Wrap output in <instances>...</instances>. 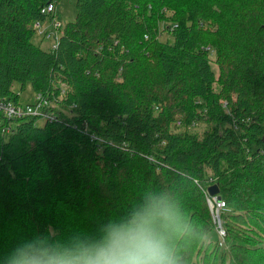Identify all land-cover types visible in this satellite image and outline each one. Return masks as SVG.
Instances as JSON below:
<instances>
[{"label": "trees", "instance_id": "obj_1", "mask_svg": "<svg viewBox=\"0 0 264 264\" xmlns=\"http://www.w3.org/2000/svg\"><path fill=\"white\" fill-rule=\"evenodd\" d=\"M61 1L0 0V101L31 84L45 115L0 110V264L99 239L152 196L190 228L178 264H264V0H76L46 50Z\"/></svg>", "mask_w": 264, "mask_h": 264}, {"label": "clouds", "instance_id": "obj_2", "mask_svg": "<svg viewBox=\"0 0 264 264\" xmlns=\"http://www.w3.org/2000/svg\"><path fill=\"white\" fill-rule=\"evenodd\" d=\"M189 231L190 228L183 221L179 208L170 198L152 196L127 220L109 223L99 239L74 238L68 244L45 241L42 246L29 244L16 249L5 258V262L6 264H178L172 239L174 236L187 235Z\"/></svg>", "mask_w": 264, "mask_h": 264}, {"label": "rangeland", "instance_id": "obj_3", "mask_svg": "<svg viewBox=\"0 0 264 264\" xmlns=\"http://www.w3.org/2000/svg\"><path fill=\"white\" fill-rule=\"evenodd\" d=\"M52 14L53 15L49 17V21L42 25L43 30L51 32V31H53V29L55 28L57 23H60V26H59V28H60L62 25L64 26L68 22L75 21L76 15H77L76 0H62L60 2V4L58 5V11L56 12V10H55V12H53ZM36 39L38 42L40 41V35L39 34L37 35ZM53 43H54L53 40H48V41L43 43L42 47L44 49L48 50L53 46ZM215 67H217V66H215ZM16 90H19V87L16 88ZM35 96L36 95H35V92L33 90L32 85L28 84L26 87V90L24 92H22V95L19 99V102L23 105L29 104L32 102V100L34 99ZM43 124H45V120L39 119L38 125L42 126ZM204 127H206V125L201 123V128H204ZM210 187L211 186H209L205 190V195H206V200H207L208 206L211 210L212 218L214 221L215 219L217 220L218 212H217L216 202L214 200H209L210 196L208 193V189ZM220 216H221V213H220ZM214 223H215V221H214ZM216 226H217V229H218V226H219V229L222 226V228L224 230V224L222 222L221 217H220L219 224H217ZM216 232H217V234L213 235L212 239L214 240L213 241L214 243H219V241H220L219 235L220 234H219L218 230H216Z\"/></svg>", "mask_w": 264, "mask_h": 264}, {"label": "built area", "instance_id": "obj_4", "mask_svg": "<svg viewBox=\"0 0 264 264\" xmlns=\"http://www.w3.org/2000/svg\"><path fill=\"white\" fill-rule=\"evenodd\" d=\"M56 7L54 5H49L43 10L44 14H52L55 12ZM59 26L60 23H57L53 31L51 32H46V30H43L42 27L38 24L37 28H40L41 33L45 34L47 39H52L55 42V45L57 46V42L59 40L60 32H59ZM43 103H42V98L40 96H37L35 101L30 104L26 105H16L10 101H0V110L4 112V114L9 117V119H21L26 116H33V117H44L43 111H42ZM44 119H51V118H44ZM209 200H214L217 205V220L215 219V223L219 224L220 221V213L222 210L225 208L226 204L223 200L219 199L218 197H211ZM218 231L220 234L221 239L223 240L226 233L223 230L222 226L219 229L218 226ZM221 244H224V241L221 242Z\"/></svg>", "mask_w": 264, "mask_h": 264}, {"label": "water", "instance_id": "obj_5", "mask_svg": "<svg viewBox=\"0 0 264 264\" xmlns=\"http://www.w3.org/2000/svg\"><path fill=\"white\" fill-rule=\"evenodd\" d=\"M211 196H217L219 195V187L218 185H213L208 189Z\"/></svg>", "mask_w": 264, "mask_h": 264}]
</instances>
